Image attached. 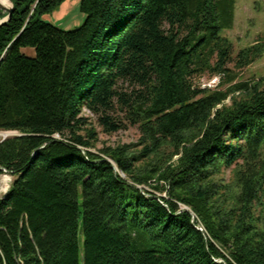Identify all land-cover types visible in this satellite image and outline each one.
I'll list each match as a JSON object with an SVG mask.
<instances>
[{"label":"trees","instance_id":"obj_1","mask_svg":"<svg viewBox=\"0 0 264 264\" xmlns=\"http://www.w3.org/2000/svg\"><path fill=\"white\" fill-rule=\"evenodd\" d=\"M66 1L10 0L0 27V264H264V77L222 90L264 36L234 57L235 0H80L63 30ZM85 111L139 143L94 152Z\"/></svg>","mask_w":264,"mask_h":264},{"label":"rangeland","instance_id":"obj_2","mask_svg":"<svg viewBox=\"0 0 264 264\" xmlns=\"http://www.w3.org/2000/svg\"><path fill=\"white\" fill-rule=\"evenodd\" d=\"M71 5L70 12L61 16L62 10H57L47 20L57 25L63 30H71L81 26L84 22L85 15L80 11V0H69ZM221 36L228 38L234 47V57L238 53L252 45L259 43L264 36V0H235V15L234 25L231 29H224L221 32ZM24 53L29 56H34L35 52L32 49H24ZM236 74V79L233 83L224 80V86L222 90H227L231 86L240 82H254L259 81L264 77V53L251 65L245 68H236L235 64L228 66ZM196 85L202 89L215 90L219 89L220 84L219 76L209 75L202 76L195 81ZM239 93L236 94L238 96ZM231 95L225 104H231ZM84 115L92 119L97 132H99V141L97 147L93 149L94 152L105 148H117L119 146H134L139 143L141 133L136 127H129L126 130H122L112 135L103 133L102 128L98 125L96 118L88 111L84 112ZM4 134H9L8 137L15 135V133L0 132V141H2ZM139 150V149H137ZM177 157H175V160ZM9 177L8 183L4 182L5 177ZM220 183L228 184L232 179V170H225L220 176L217 177ZM14 177L9 174H4L0 177V196L10 189ZM8 186V187H7ZM5 193V194H6ZM159 196L167 197L166 192L157 193ZM182 207V206H181ZM183 208V207H182ZM81 244L83 246V239L80 237ZM81 264L83 260L81 259Z\"/></svg>","mask_w":264,"mask_h":264},{"label":"water","instance_id":"obj_3","mask_svg":"<svg viewBox=\"0 0 264 264\" xmlns=\"http://www.w3.org/2000/svg\"><path fill=\"white\" fill-rule=\"evenodd\" d=\"M10 3H11V2H10ZM0 8H1L2 10H4V12L8 13V15H7L5 18H3L2 20H0V27H1V26H3V25L7 24V23L10 21L11 16H12V13H13V5H12V3H11V6H10L9 8H7V7H4V6L0 3ZM8 135H9V134H4L3 139H2V141H1L0 143H2L4 140H6V139L8 138Z\"/></svg>","mask_w":264,"mask_h":264},{"label":"crops","instance_id":"obj_4","mask_svg":"<svg viewBox=\"0 0 264 264\" xmlns=\"http://www.w3.org/2000/svg\"><path fill=\"white\" fill-rule=\"evenodd\" d=\"M69 0H67L60 8V10H62L61 12V16H65V14L69 13L70 12V8H71V5L69 4ZM50 16H48V19Z\"/></svg>","mask_w":264,"mask_h":264},{"label":"bare ground","instance_id":"obj_5","mask_svg":"<svg viewBox=\"0 0 264 264\" xmlns=\"http://www.w3.org/2000/svg\"><path fill=\"white\" fill-rule=\"evenodd\" d=\"M0 3L4 6V7H7V8H9L10 6H11V3H10V0H0ZM8 181H9V177H5L4 178V182L5 183H8ZM8 187V186H7Z\"/></svg>","mask_w":264,"mask_h":264},{"label":"built area","instance_id":"obj_6","mask_svg":"<svg viewBox=\"0 0 264 264\" xmlns=\"http://www.w3.org/2000/svg\"><path fill=\"white\" fill-rule=\"evenodd\" d=\"M5 193H6V192H5ZM5 193H4V194H5Z\"/></svg>","mask_w":264,"mask_h":264}]
</instances>
